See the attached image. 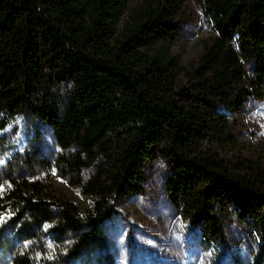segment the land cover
Wrapping results in <instances>:
<instances>
[{
	"label": "trees",
	"instance_id": "16d2710c",
	"mask_svg": "<svg viewBox=\"0 0 264 264\" xmlns=\"http://www.w3.org/2000/svg\"><path fill=\"white\" fill-rule=\"evenodd\" d=\"M191 1L214 34L182 87L190 0H0V133H34L20 151L0 134V264H116L109 223L156 157L217 264H264V142L242 146L229 119L264 102V0ZM48 170L91 206L49 194Z\"/></svg>",
	"mask_w": 264,
	"mask_h": 264
},
{
	"label": "rangeland",
	"instance_id": "374dc122",
	"mask_svg": "<svg viewBox=\"0 0 264 264\" xmlns=\"http://www.w3.org/2000/svg\"><path fill=\"white\" fill-rule=\"evenodd\" d=\"M142 2L130 0L129 10ZM177 20L172 53L181 67L179 84L189 87L188 76L198 64L204 45L214 31L195 1L190 0ZM229 119L231 131L241 140L242 146L261 147L264 142V102L249 101ZM48 132L47 128L43 130L45 140L51 141ZM0 134L8 138L14 151L27 147L34 135L22 126L10 127ZM238 149L249 152L247 148ZM223 156L229 160L236 155L228 150ZM3 159L0 151V160ZM167 170L168 164L162 158L150 160L143 168L142 192L118 202L117 214L108 226L109 238L117 254L116 264H217L215 246H210L211 253L207 252L197 226L171 202L164 185ZM39 176L49 194H65L78 204L81 211L91 206L94 197L84 195L56 170L42 171ZM5 220V214L0 212V229Z\"/></svg>",
	"mask_w": 264,
	"mask_h": 264
},
{
	"label": "snow or ice",
	"instance_id": "6c2138e0",
	"mask_svg": "<svg viewBox=\"0 0 264 264\" xmlns=\"http://www.w3.org/2000/svg\"><path fill=\"white\" fill-rule=\"evenodd\" d=\"M0 163H3L2 160H0ZM4 191V186L3 185H0V193H2Z\"/></svg>",
	"mask_w": 264,
	"mask_h": 264
}]
</instances>
